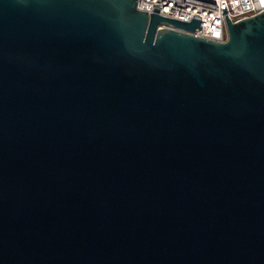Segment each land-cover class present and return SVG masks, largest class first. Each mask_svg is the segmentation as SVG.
I'll return each instance as SVG.
<instances>
[{
  "label": "water",
  "instance_id": "obj_1",
  "mask_svg": "<svg viewBox=\"0 0 264 264\" xmlns=\"http://www.w3.org/2000/svg\"><path fill=\"white\" fill-rule=\"evenodd\" d=\"M226 21L0 0V264H264V9Z\"/></svg>",
  "mask_w": 264,
  "mask_h": 264
},
{
  "label": "built area",
  "instance_id": "obj_2",
  "mask_svg": "<svg viewBox=\"0 0 264 264\" xmlns=\"http://www.w3.org/2000/svg\"><path fill=\"white\" fill-rule=\"evenodd\" d=\"M137 7L186 21L198 18L200 28L197 30L177 29L225 41L228 38L226 15L236 20L260 12L264 9V0H137Z\"/></svg>",
  "mask_w": 264,
  "mask_h": 264
}]
</instances>
